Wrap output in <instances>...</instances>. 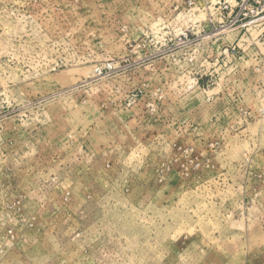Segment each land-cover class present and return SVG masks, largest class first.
<instances>
[{"label": "rangeland", "instance_id": "374dc122", "mask_svg": "<svg viewBox=\"0 0 264 264\" xmlns=\"http://www.w3.org/2000/svg\"><path fill=\"white\" fill-rule=\"evenodd\" d=\"M219 5L0 0V264H264V24Z\"/></svg>", "mask_w": 264, "mask_h": 264}, {"label": "built area", "instance_id": "2783aa9c", "mask_svg": "<svg viewBox=\"0 0 264 264\" xmlns=\"http://www.w3.org/2000/svg\"><path fill=\"white\" fill-rule=\"evenodd\" d=\"M220 19L228 23L222 31L233 26L240 27V30H249L250 27H258L264 24V0H219ZM218 29V28H214ZM187 33H182L179 37L180 43L187 41Z\"/></svg>", "mask_w": 264, "mask_h": 264}, {"label": "crops", "instance_id": "0c3cea01", "mask_svg": "<svg viewBox=\"0 0 264 264\" xmlns=\"http://www.w3.org/2000/svg\"><path fill=\"white\" fill-rule=\"evenodd\" d=\"M242 41V40H241ZM243 41H246V40H243ZM242 45H244V43H242Z\"/></svg>", "mask_w": 264, "mask_h": 264}]
</instances>
